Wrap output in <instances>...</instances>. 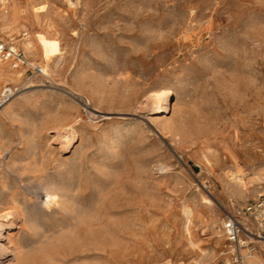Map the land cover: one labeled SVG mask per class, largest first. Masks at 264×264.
Segmentation results:
<instances>
[{"label": "rangeland", "instance_id": "rangeland-1", "mask_svg": "<svg viewBox=\"0 0 264 264\" xmlns=\"http://www.w3.org/2000/svg\"><path fill=\"white\" fill-rule=\"evenodd\" d=\"M3 15L27 64L0 69V264L229 263L217 226L264 197V0H4Z\"/></svg>", "mask_w": 264, "mask_h": 264}, {"label": "built area", "instance_id": "built-area-1", "mask_svg": "<svg viewBox=\"0 0 264 264\" xmlns=\"http://www.w3.org/2000/svg\"><path fill=\"white\" fill-rule=\"evenodd\" d=\"M0 59L14 60L15 67H18L20 64H27L21 50L4 43L2 40H0ZM33 69L35 73H42L41 67L37 66L33 67ZM13 93L14 90H5L1 95V103L6 102ZM246 217L258 224V232H254L246 226L242 220ZM217 228L223 233L231 246V261L226 264H248V260L252 258L257 250V242L264 239V197L262 196L255 203L242 209L238 214L230 215Z\"/></svg>", "mask_w": 264, "mask_h": 264}, {"label": "bare ground", "instance_id": "bare-ground-1", "mask_svg": "<svg viewBox=\"0 0 264 264\" xmlns=\"http://www.w3.org/2000/svg\"><path fill=\"white\" fill-rule=\"evenodd\" d=\"M4 3V0H0V5H2ZM12 6V5H11ZM16 7V6H15ZM37 9H43L42 8V6H38L37 7ZM18 10V9H17ZM16 10V11H17ZM7 11V10H6ZM5 11V12H6ZM15 13V12H14ZM22 13V12H21ZM24 13V12H23ZM2 14V13H1ZM14 16H15V14L13 15V17H11L12 18V20H13V22L15 21V18H14ZM19 16H21V15H19ZM0 17H2V19H4V21H5V18H6V16L5 15H3V16H0ZM22 19V18H21ZM25 19V18H24ZM11 20V21H12ZM7 22V21H6ZM11 24V23H10ZM22 24V23H21ZM16 28V27H15ZM19 28H21V26H19ZM25 28V27H24ZM17 29V28H16ZM23 29V28H22ZM27 29V28H26ZM2 31V30H1ZM20 32V31H19ZM27 33V32H26ZM25 33V34H26ZM49 34V33H48ZM29 35V34H28ZM9 36V35H8ZM30 36V35H29ZM44 45H45V48H46V52H47V55H48V57L51 59V62L48 64V69L47 70H49V68H50V64H52V62L54 61V59H55V56H54V53H55V48H54V42H53V39L50 37V36H48L47 34H44ZM27 38H29V37H27ZM20 40V39H19ZM13 42V41H12ZM16 42V41H15ZM21 43V45L22 46H24V48H26V49H30L31 47H32V41H31V39H23V40H21L20 41ZM14 43V42H13ZM33 45H35V44H33ZM13 47H15L16 48V46H13ZM25 51V50H24ZM28 52V51H27ZM33 53H35V52H33ZM31 54V53H30ZM33 59V58H32ZM8 62L9 61H4V60H2V59H0V69L2 70V71H5V72H9L10 71V69H9V64H8ZM12 65H13V63H11ZM30 64V63H29ZM15 66V65H14ZM52 66V65H51ZM42 68V71L45 73V67L43 66V67H41ZM4 73V72H3ZM170 89V88H169ZM6 91H12V89L11 88H8V89H6ZM76 93V92H75ZM168 95H169V90H167V89H162V90H157V91H151L150 92V94H149V99H152L153 101H155L156 102V104H157V111L159 112H165L166 111V109H167V106H166V103H165V100H166V98L168 97ZM66 125V124H65ZM68 126V125H67ZM59 127H61V126H59ZM64 127V126H63ZM66 127V126H65ZM62 128V127H61ZM71 128V127H70ZM66 132H67V130H66ZM72 134H71V137L69 136L68 138L69 139H71L74 135H73V132H71ZM64 134V133H63ZM76 134V133H75ZM61 136V135H60ZM74 138V137H73ZM57 139H59V138H57ZM56 139V140H57ZM64 139V138H63ZM70 141V140H69ZM68 142V141H67ZM61 143V142H60ZM66 146H68V145H66ZM238 178V177H237ZM239 179V178H238ZM63 189V188H62ZM70 196V195H69ZM49 198L51 199V201H52V198H51V196H49ZM54 199V198H53ZM49 200V199H48ZM7 216V215H6ZM90 220V219H89ZM119 224V223H118ZM0 226H2V223L0 222ZM253 259H256V260H258V261H260L261 262V264H264V261H262L258 256H256V255H254L253 254Z\"/></svg>", "mask_w": 264, "mask_h": 264}, {"label": "crops", "instance_id": "crops-1", "mask_svg": "<svg viewBox=\"0 0 264 264\" xmlns=\"http://www.w3.org/2000/svg\"><path fill=\"white\" fill-rule=\"evenodd\" d=\"M37 35H38V33H37Z\"/></svg>", "mask_w": 264, "mask_h": 264}]
</instances>
